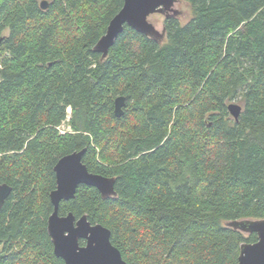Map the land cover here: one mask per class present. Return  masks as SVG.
Wrapping results in <instances>:
<instances>
[{
  "label": "trees",
  "instance_id": "1",
  "mask_svg": "<svg viewBox=\"0 0 264 264\" xmlns=\"http://www.w3.org/2000/svg\"><path fill=\"white\" fill-rule=\"evenodd\" d=\"M40 1L0 0V264H64L49 193L82 148L115 195L79 185L59 213L107 227L127 264H238L257 235L226 223L264 218V0H184V24L165 17L160 40L125 25L104 58L124 0Z\"/></svg>",
  "mask_w": 264,
  "mask_h": 264
},
{
  "label": "water",
  "instance_id": "2",
  "mask_svg": "<svg viewBox=\"0 0 264 264\" xmlns=\"http://www.w3.org/2000/svg\"><path fill=\"white\" fill-rule=\"evenodd\" d=\"M177 1L124 0L120 10L109 21L105 33L96 42L94 51L101 53L104 58L125 25L155 40L162 39L165 35L164 27L160 32L148 18L156 12L164 14V17L176 16L173 6ZM47 5V0H41L42 9ZM124 105V96L119 95L114 99L116 116L123 114ZM227 109L233 118L238 119L242 106L230 102ZM84 152L85 148H82L65 154L54 165L56 186L49 193L53 208L47 219V230L54 253L63 259L64 264H127L120 250L112 244L111 232L107 227L92 223L86 214L76 218L72 212L59 213L60 202L72 199L79 185L96 188L104 198L115 195V177L89 171L82 162ZM11 191L9 184H0V208ZM226 225L243 234L257 235L255 242H243L240 245L238 264H264V218L232 220Z\"/></svg>",
  "mask_w": 264,
  "mask_h": 264
},
{
  "label": "rangeland",
  "instance_id": "3",
  "mask_svg": "<svg viewBox=\"0 0 264 264\" xmlns=\"http://www.w3.org/2000/svg\"><path fill=\"white\" fill-rule=\"evenodd\" d=\"M173 7L177 12V14H176L177 18L179 19V21L182 24H184L190 18L191 13H192L190 5L184 0H178ZM164 18H165L164 14L156 12V13L151 14L148 19L150 22H152L154 24L156 29H158L161 32L163 25H164L163 24ZM162 38H164V35ZM234 102L239 104V101H234ZM60 129L62 131H67V130H69V126L67 123H63L60 126Z\"/></svg>",
  "mask_w": 264,
  "mask_h": 264
},
{
  "label": "flooded vegetation",
  "instance_id": "4",
  "mask_svg": "<svg viewBox=\"0 0 264 264\" xmlns=\"http://www.w3.org/2000/svg\"><path fill=\"white\" fill-rule=\"evenodd\" d=\"M41 2V1H40ZM83 244V243H82Z\"/></svg>",
  "mask_w": 264,
  "mask_h": 264
}]
</instances>
